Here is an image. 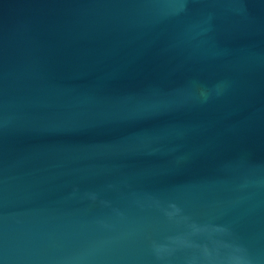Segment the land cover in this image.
<instances>
[{"label":"water","instance_id":"water-1","mask_svg":"<svg viewBox=\"0 0 264 264\" xmlns=\"http://www.w3.org/2000/svg\"><path fill=\"white\" fill-rule=\"evenodd\" d=\"M236 257L264 264V0H0V264Z\"/></svg>","mask_w":264,"mask_h":264},{"label":"clouds","instance_id":"clouds-1","mask_svg":"<svg viewBox=\"0 0 264 264\" xmlns=\"http://www.w3.org/2000/svg\"><path fill=\"white\" fill-rule=\"evenodd\" d=\"M184 7H185V5L181 4L179 10L183 11ZM226 87H227L226 83H221V84L216 85L214 90H213L215 96L219 97V96L223 95ZM193 88L198 93V96H199L202 103H207L208 100L213 95V91H210L206 88H203V87L199 86L198 84H196L195 82L193 84ZM181 159H183V158H181ZM165 214L168 216L169 219H172V220L179 219V220L185 221V222L188 221V217L183 215L182 209L179 206H177L175 203L170 204L168 206V208L165 209ZM189 226L192 230V234H194V235H209V236H211L214 233H227L228 232L227 228L220 226V225H199V224H196L195 222H192V223H190ZM172 242L176 243V244H184L187 241L182 237H176V238H173ZM164 250L165 249L162 246L156 245V251L158 253L161 251H164ZM234 264H243V257H236L234 259Z\"/></svg>","mask_w":264,"mask_h":264}]
</instances>
